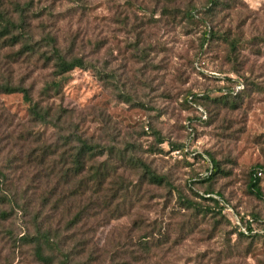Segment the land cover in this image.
<instances>
[{
	"label": "rangeland",
	"instance_id": "374dc122",
	"mask_svg": "<svg viewBox=\"0 0 264 264\" xmlns=\"http://www.w3.org/2000/svg\"><path fill=\"white\" fill-rule=\"evenodd\" d=\"M23 8L42 46L32 57L19 55L20 46L0 50V192L13 196L0 203L8 214L0 221V264H40L31 246L16 241L38 224L100 255L97 262L82 255L81 264H126L124 250L144 234L161 246L139 264H264V0H0V10L15 19ZM191 9L195 20L185 16ZM207 30L214 35L202 47ZM48 38L87 68L56 77L53 61L41 56L51 55ZM53 82L60 83L56 90ZM7 84L60 113L61 129L32 121L23 94L1 90ZM193 94L204 96L200 106L188 104ZM72 133L114 153L129 150L165 181L151 184L141 169L120 168L112 177L130 185L128 198H111L105 185L94 207L90 191L78 194L79 179L59 182L28 161L37 147ZM113 152L91 163L118 166ZM209 157L219 171L205 181ZM253 170L262 199L247 189ZM36 188L55 189L39 219V202H28ZM205 191L217 203L202 200ZM180 197L212 213L199 215ZM82 207L94 216L66 228ZM244 222L258 235L240 236L236 226ZM45 255L54 264L63 259L52 243Z\"/></svg>",
	"mask_w": 264,
	"mask_h": 264
},
{
	"label": "trees",
	"instance_id": "16d2710c",
	"mask_svg": "<svg viewBox=\"0 0 264 264\" xmlns=\"http://www.w3.org/2000/svg\"><path fill=\"white\" fill-rule=\"evenodd\" d=\"M210 1L211 3H215L218 0ZM213 6L216 5L213 4ZM214 9L215 7H212L210 11L205 12L204 19H207V17L211 15L209 12ZM23 11L24 8L20 10V16L15 19L14 15H10L9 13H5L0 10V50L12 49L14 47L20 46L19 55L23 54L24 56L32 57L38 53L42 44H40L39 41H34V37L31 31H29L28 24L26 23L25 18L22 15ZM194 12L195 9L187 11L185 13L186 18H188L189 20H195L196 16ZM203 24L206 25V22H204ZM213 35L214 34L210 30L204 31L203 42L201 46L203 47L205 43L213 37ZM45 42L46 45L50 47L51 55L47 56L46 52H44L41 54V56L42 59H44L45 63L53 61L54 74L56 77L62 78L75 69L87 68L88 63H86L82 58L74 57L71 59H67L61 53L59 48L56 47V42L52 38L46 39ZM59 84V82H53L49 86V88L56 90V88L59 87ZM1 90L9 93L21 92L23 94L24 101H26L30 105L29 111L32 121H35L41 125L52 126L56 129H61L62 115L58 112L52 113V109L50 107H41L38 103H34L30 98L28 89L22 86L14 87L7 84L2 85ZM203 98L204 96L194 94L190 95L188 97V104L192 106H200L198 102ZM61 113H63V111ZM155 138L157 143H163V140L158 132H155ZM59 141H61V147H59ZM59 141L54 145L47 144L42 145L41 147H37L39 148L38 151H32V153L29 154L28 161L34 163V165L39 168H45L51 171L52 174L59 179V182L64 181L65 183H67L68 181H72L73 179H79L77 186L78 194L80 191H82L80 193L81 196L84 195L85 192L87 193V190L90 191L93 196H96V198H94L91 194L90 204H94V207L96 206V208H99L101 205L100 203H98V201H101L100 193L105 185L112 186L110 187V190L112 191L111 198L117 196V194H119L118 198L122 201L128 198L130 185L126 187V181L120 176H117L115 178L112 177V175L114 176L117 170L120 168L131 166L132 168L135 167L141 169L143 172L142 178H146L151 184L161 185L165 181L164 177L157 175L141 159H138L132 154L126 155V152L129 150L116 151L114 153L113 149H108L106 147H102L99 144L92 143L87 139H83L76 133L61 137L59 138ZM131 150H134V148L131 147ZM106 151H109L110 154H112V152L114 153L115 158L118 162V166L108 167L105 163H101L98 166H95V164L91 163L95 161L99 156H103ZM55 158L57 159L55 160ZM208 160H210V169L209 176L207 179H205V181L211 180V178H213L214 175L219 171L218 164L210 157ZM256 174L257 172H255V170L251 171V173L249 174L247 189L251 194L254 195V197H256L257 199H262L263 195L259 186V178ZM44 178L46 179V181L50 180V174L48 176V173H45ZM38 188L32 190V199L28 201L29 203L39 202L40 206L38 207V211L36 210V212L38 213L37 219L41 218L42 210L47 206L48 200L50 196L54 194L56 187L49 193L44 189H39V191H37ZM212 196V191H205L201 198L204 201L217 203L216 200L211 199ZM0 197V203H3L5 201L10 204V200L13 199V196L11 197V199H8V197L4 195L1 196V192ZM180 198L185 208L193 210L199 215L207 216L208 214L212 213L210 207H205L201 203H194L191 201H187L186 199L184 200L182 197ZM218 198L220 199L221 195H218ZM17 202L18 201L14 197V203L17 204ZM103 204L104 206H106V203ZM55 205H57V203H55ZM107 207H105V209ZM18 209L24 212V209L26 208L25 206H21ZM115 209L117 210L119 215L121 213V211H119L120 207L116 206ZM7 216V213H0V221L5 220ZM93 216L94 215H91L89 213V207H82L73 217V219L68 223V226H66V228L77 226L83 223V221L87 220L88 217ZM242 229L246 231L243 233L241 232ZM236 230L238 231L240 236L244 237L258 235L253 232L250 222H244L241 226H236ZM17 240L19 242H22V245L31 246L33 248L35 259L40 264H54V261H52L45 255V246L49 243L55 245V247L62 253L63 259L58 264H81L76 262V260L79 259L82 255L87 258V262H97V260L100 258L99 254L97 255L94 252L92 253V251H87L84 242L80 243L79 241H76L74 245H71L72 243L70 242V240H67V238L61 233V231L54 230L51 226L44 228L42 225L38 224L36 226L34 234L25 235L16 239V241ZM160 243V238L158 240H155L154 236H151L150 238L149 235H142L139 238L138 242L135 243V245H132V247H134L135 249L124 250V253H128L129 258L128 263L126 264L145 263V260L148 259V257H150L151 255V250L157 248L158 246H161ZM165 243L166 242L164 241L162 244Z\"/></svg>",
	"mask_w": 264,
	"mask_h": 264
},
{
	"label": "built area",
	"instance_id": "2783aa9c",
	"mask_svg": "<svg viewBox=\"0 0 264 264\" xmlns=\"http://www.w3.org/2000/svg\"><path fill=\"white\" fill-rule=\"evenodd\" d=\"M259 175H260V173H259Z\"/></svg>",
	"mask_w": 264,
	"mask_h": 264
}]
</instances>
